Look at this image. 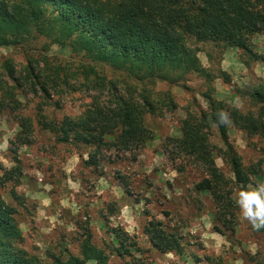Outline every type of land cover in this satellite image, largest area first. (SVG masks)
I'll return each mask as SVG.
<instances>
[{
  "label": "rangeland",
  "instance_id": "rangeland-1",
  "mask_svg": "<svg viewBox=\"0 0 264 264\" xmlns=\"http://www.w3.org/2000/svg\"><path fill=\"white\" fill-rule=\"evenodd\" d=\"M252 42L255 51L264 56V33ZM199 46L203 50L199 58L213 77L208 80L190 74L180 84L158 83L153 95L168 92L173 103L163 107L162 113L147 116L146 125L153 138L128 150L60 143L37 123L36 106L42 105L47 119L62 121L81 115L96 98L103 104H113L114 91L108 83L87 85L88 77H94L86 70L92 65L90 59L43 36L24 46H0V65L11 58L15 76L26 87L34 83L27 76L30 64L37 71L46 65L51 68L45 78L51 79L52 97L30 93L21 98L23 112L32 117V133H22L14 115H0V195L16 210L23 248L45 262L50 261L48 252L64 258L69 253L79 256L81 244L90 234L92 244L110 254L108 245L113 234L121 231L130 236L129 242L142 248L141 255L133 252V256L143 264H217L215 258L219 257L223 264H264V230H254L237 206L234 227L222 225L223 233L217 232L216 206L208 193L195 188L202 176L200 165L181 153L175 142L181 138L180 128L189 114L209 110L208 95L243 112L256 110L249 91L264 82V63L247 67L235 47L217 50L212 44ZM220 69L229 74V79L219 73ZM101 72L117 83L120 93H125L119 72ZM4 73L0 69V75ZM227 125L229 141L244 164H256L263 139L238 130L230 119ZM208 136L217 166L233 179L230 164L223 157L226 145L216 125ZM90 155L96 157V165L87 164ZM256 183H264V171L247 186L234 185L233 197ZM152 222H161L167 232L180 236L181 253H162L152 247L146 233ZM127 262L132 258L110 255V264Z\"/></svg>",
  "mask_w": 264,
  "mask_h": 264
},
{
  "label": "trees",
  "instance_id": "trees-1",
  "mask_svg": "<svg viewBox=\"0 0 264 264\" xmlns=\"http://www.w3.org/2000/svg\"><path fill=\"white\" fill-rule=\"evenodd\" d=\"M262 33L264 0H0V46H24L31 39L46 37L91 60L92 65L86 70L94 77H88L87 85L108 83L114 91L113 104H103L96 98L81 115L67 116L62 121L47 119L42 105L36 106L37 123L53 133L58 142L97 148L114 146L128 150L153 138L146 125L147 116L158 115L163 107L173 103L168 92L164 96L153 95L158 83L180 84L190 74L208 80L213 77L199 58V52L203 51L199 44H212L216 49L235 47L240 51L242 63L250 67L253 63H264V56L255 51L252 42ZM0 66L5 72L0 75V115H14L22 133H32V117L23 112L25 105L21 98L30 93L51 98V79L45 78L51 68L46 65L37 71L30 64L26 75L34 83L26 87L15 76L11 58ZM101 70L119 72L125 93H120L117 83L107 80ZM219 73L229 79L226 71L220 69ZM249 96L256 110L243 112L208 95L209 110L189 114L180 128L181 138L175 140L176 148L200 165L202 176L195 188L211 196L216 206L215 229L220 233H223L222 225L234 227L237 209L234 185L247 186L264 171V146L258 162L245 165L229 141L228 125H221L217 119V113L224 111L235 128L264 141V82L254 86ZM214 125L226 145L223 157L230 164L233 179L216 164V152L208 136ZM87 164L96 165V157L90 155ZM15 214L16 210L0 195V264H88L90 261L110 264L112 253L122 259L132 258L127 264H143L133 256V252L141 255L142 248L129 242L130 236L121 231L112 233L110 254L92 244L89 234L81 244L79 256L69 253L64 258L48 252L50 261L45 262L23 248L24 237ZM146 233L156 250L181 253L180 236L167 232L161 222H152ZM208 261L213 263L210 258ZM215 261L223 264L222 257Z\"/></svg>",
  "mask_w": 264,
  "mask_h": 264
},
{
  "label": "clouds",
  "instance_id": "clouds-1",
  "mask_svg": "<svg viewBox=\"0 0 264 264\" xmlns=\"http://www.w3.org/2000/svg\"><path fill=\"white\" fill-rule=\"evenodd\" d=\"M217 119L221 125H226L229 123V114L220 111ZM234 199L243 218L251 227L257 231L264 229V183H256L249 190L239 191Z\"/></svg>",
  "mask_w": 264,
  "mask_h": 264
}]
</instances>
